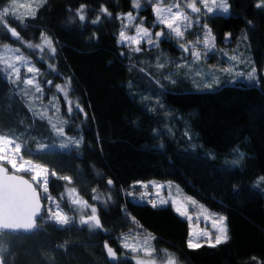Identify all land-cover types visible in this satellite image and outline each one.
<instances>
[{
	"label": "trees",
	"instance_id": "obj_1",
	"mask_svg": "<svg viewBox=\"0 0 264 264\" xmlns=\"http://www.w3.org/2000/svg\"><path fill=\"white\" fill-rule=\"evenodd\" d=\"M9 2L0 0V9ZM140 2L137 21L143 18L142 24L151 28L154 0ZM228 3L229 15L199 18L218 45H240L255 72L252 78L222 80L211 89L195 88L192 80L168 81L164 67L156 69L158 53L186 58L173 37H163L157 49L141 53L118 43L123 27L118 14L136 13L132 0H44L33 17L5 18L0 41L19 45L9 28L31 45L44 33L51 38L56 51H45L43 59L38 50L21 49L39 68L38 81L46 95L53 93L47 80L51 85L67 83L68 98L78 101L84 116L76 109L66 127L67 134L78 135V146L38 151V145L52 141L53 131L44 119L33 116L0 72V135L23 145L24 159L55 173L48 182L51 197L56 199L70 184L84 201L97 205L102 228L91 231L76 221L60 226L44 215L32 233H0L4 264H135L120 239L129 231L155 237L157 253H172L178 264H264V3ZM81 5L83 21L77 12ZM200 32L194 27L186 37ZM228 33L231 43L225 46L222 40ZM47 63L54 70L47 69ZM59 101L66 118L65 102L61 97ZM137 111L154 119L171 146L168 152L140 146L147 133L125 120ZM108 180L113 181L110 186ZM150 180L172 181L209 212L226 217L229 239L189 248L187 219L170 205L153 207L130 196L133 184ZM40 195L48 206L45 193ZM105 245L115 251V259Z\"/></svg>",
	"mask_w": 264,
	"mask_h": 264
},
{
	"label": "rangeland",
	"instance_id": "obj_2",
	"mask_svg": "<svg viewBox=\"0 0 264 264\" xmlns=\"http://www.w3.org/2000/svg\"><path fill=\"white\" fill-rule=\"evenodd\" d=\"M44 0H16L17 7L14 9L15 16L8 15L4 17V20L6 17L12 16L13 18L17 20H24L29 17H33L34 15H31V12L36 13L38 7L43 3ZM186 2H190V0H154V11L153 14H155V8L157 6L161 7H169L173 5L174 3H179L181 8L186 12L190 17L191 22V28H189L187 31H185V35L183 38L177 39L179 41L178 48L182 51L183 54H185L186 58L184 60H178L175 58H171L170 56L164 54V53H158L155 56L154 64L157 66V68H162L166 70L165 78L168 81L178 82L181 80H192L195 88H202V89H211L215 86H217L222 80L227 81H233L235 79L244 78V76L249 75L251 72H253V67L249 63L247 59H245V53L242 52L240 45L224 48V46L218 45L216 38L214 34L211 31V36L214 37L213 41H210L208 46L206 47L203 40L204 36L208 29H210L207 25L202 24L199 15L204 14L205 10L201 8L200 13H194L191 11V9H188L185 7ZM197 6H200L199 0H196ZM262 3H264V0H262ZM132 6L134 9H136V13H131L132 17L134 18L131 22L129 21L127 14H118V17L123 20V27L120 30L124 31L125 36L128 37H137V39L140 41L139 44H137L135 41L129 42L125 40L124 42H121L120 40V32L118 37V43L121 45H124L127 47L129 51L132 53H141L143 49L145 48V44L147 43V37L141 39L139 36H137L136 29L137 27L146 28L149 30V32L152 34V40H157L155 38L156 32L163 31V37L164 39H169L167 29L164 28L161 25H158L156 22V16H155V22L152 24L151 28H147L142 24L143 18L140 19V21H137L138 19V10L141 8V2L139 0V7L137 8L132 0ZM176 9L174 8L173 11ZM84 15V13H83ZM157 26V27H155ZM194 27H200L201 32L196 33L194 38L186 37V35L193 30ZM17 42H19V45H12L10 43L0 41V47L7 45L10 49H19L20 53L23 54L24 57L27 58L30 63L27 66L34 67L35 69L39 68L33 63L31 58L26 55L22 49L21 46H24L28 49H35L38 50L37 56L40 59H43V53L46 51L48 54H53V52L48 48L47 45H43V39L44 37H49L47 34H42L40 38V42L37 45H43L42 49H38L35 47H29V43H26L25 40L21 39L20 37L17 38L15 36H12ZM50 38V37H49ZM189 39V40H187ZM192 39V40H190ZM200 41L197 43V41ZM192 42V43H189ZM187 44L188 50L185 51L182 45ZM195 45V47H193ZM228 46V45H225ZM54 47V44H53ZM136 47L140 48V51H135L134 49ZM161 52V51H160ZM199 52L201 55L199 58H197L193 53ZM11 56L12 53H2ZM211 56H214V60L209 62V59ZM208 59V62H205V60ZM172 66V69H169V67ZM47 69L54 70V67L47 63ZM158 70V69H157ZM0 72L5 76V78L11 82V84L17 88L20 95H22L23 99H25L29 109L31 110L34 117H41L42 113H46L47 117L43 118L48 127L53 131V139L50 143H42L41 145H46L47 147L44 150H54L59 149L61 151L68 150L73 146H78L72 143V141L78 140L80 141L78 135L74 134H67L66 133V127L69 122L72 121L73 115L75 113V110L78 109L80 113L84 116L82 106L78 103L77 100H70L68 98V95H65V92L68 91L67 83L64 82H58L54 85H51L52 82L50 80L46 81V85L53 86V93L46 95L45 89L40 85L38 81V77H40V70L37 73H30L27 72L26 66L20 67V79H15V74L9 72H5L3 70V66H0ZM33 78L34 84L28 85L25 87L23 84L24 79ZM38 83L40 88L42 89L41 92H36L35 90V84ZM57 85L65 86L64 91H61L60 88L57 87ZM210 85V87H209ZM46 95V96H45ZM59 97L62 98V102L64 104L65 102V114L66 118L64 117V105H62L59 101ZM45 98V100H44ZM71 102V104H69ZM69 107H71V111H69ZM50 118V119H49ZM125 120L134 125L138 129H144L147 133V139L145 142H143L140 146L144 148H148L155 151H162V152H168L171 149L170 144L166 141L164 135L157 127L154 119L147 113L143 111H137L135 113H131L125 117ZM55 124L57 127H62L64 130V135L60 136L57 135V133L54 131L52 125ZM71 138V139H69ZM17 142V141H16ZM19 143V142H18ZM67 144V148H61L60 145ZM23 149V148H22ZM27 160V159H26ZM35 163V162H34ZM8 168L11 169L10 165H8L6 162L4 163ZM38 164V163H36ZM41 165V164H40ZM12 170V169H11ZM13 171V170H12ZM20 174L27 175L30 179H32V176L29 172H20ZM51 177H55L52 173L48 171V182ZM150 182H153V180L142 182V183H135L131 186L129 194L132 196L133 200L140 203H149L150 200H156L157 207L164 206L159 204V200L157 199L156 195L154 194L157 190L152 186ZM159 185H163L162 188L159 189V195L163 199H169V203L165 205H170L174 211L175 206L171 203V200H178L181 203L185 204L188 209V214L191 216V220H189L185 216H181L179 213H176L189 221L190 225V238H193L194 234L201 231H207L211 232L213 234V241L210 244L208 240L201 236L198 240L194 239V243H198L199 245L202 243H206L209 245L214 244V236L216 234V230L211 227L212 220L215 219V216H212L211 214H214L212 212H209L207 209L203 207L201 209L199 205L200 203L197 202V206H193L187 202L188 196L184 194V192L181 190V188L175 184L172 181H165V182H157L154 181ZM142 184H148V188H143ZM110 186V185H109ZM42 193L43 190L41 188H38ZM70 189H75L70 184H67L63 190L58 194L56 200L60 202L61 208L64 210L65 213H67L69 216L75 217V221L79 224V219L81 215H84L85 217L91 215V208L86 207L83 208L81 211L79 207H72L69 203V199L67 198V193ZM148 192L150 195L146 196L143 200L140 199L141 193ZM76 194H78L77 190L75 189ZM62 194L63 197L62 198ZM73 198L82 199L79 195H74ZM83 200V199H82ZM62 205H67L68 209H64ZM92 207H95L97 209V205L89 204ZM53 210L55 211V207L53 206ZM216 214V213H215ZM219 216H222L220 214H217ZM47 217V216H46ZM206 217H210L207 218ZM48 219V218H47ZM88 227V226H87ZM89 228V227H88ZM93 231L95 229H90ZM148 234H140L137 231H129L126 234L121 235V244L122 246L125 243H128L129 245H134L135 247L139 248L141 246V243L145 240L146 237H148ZM149 245L153 247L152 245V239L148 241ZM131 255L134 263L136 264L137 259H147L142 252L137 253L133 252L131 247L125 248ZM168 252V251H167ZM170 253V252H168ZM154 259L156 264H163L166 263V256L164 252L157 253V250L154 254ZM164 260V261H163ZM178 264V261H177Z\"/></svg>",
	"mask_w": 264,
	"mask_h": 264
},
{
	"label": "snow or ice",
	"instance_id": "obj_3",
	"mask_svg": "<svg viewBox=\"0 0 264 264\" xmlns=\"http://www.w3.org/2000/svg\"><path fill=\"white\" fill-rule=\"evenodd\" d=\"M133 3L137 8L139 7V0H133ZM199 3L200 6L198 7L196 0H190V2H186L185 7L191 9V11L194 13H200L201 8H203L205 10V15H229L230 5L228 3V0H199ZM16 7V0H10L9 4L5 8L0 9V26L7 27L4 17L10 14L15 16L14 9ZM83 8L84 6L81 5V8L77 10V12L79 13V19L81 21L85 19V16L83 15ZM174 8L176 9L175 11H173ZM101 11L107 13L106 8H102ZM30 14L34 15L35 13L31 12ZM155 16L157 24L167 29L169 38L173 36L177 39L183 38L185 35V31H187L192 26L189 15L184 12L179 3H174L169 7L157 6L155 8ZM127 17L130 22L134 19L131 13H128ZM98 20L99 18H97V21H93V23L98 22ZM8 31H10L12 36L19 38V34L15 31V29L9 28ZM136 32L137 36H139L141 39L147 37V43H153L152 34L149 32L148 29L137 27ZM155 35L158 41L159 37L163 35V31L157 32ZM227 35L230 36L231 33H228ZM120 40L121 42H124L125 40L129 42L135 41L137 44H139L140 42L137 37L125 36L124 31L120 32ZM213 40L214 37L211 36V30L208 29L203 40L205 46L207 47L209 42ZM199 42L200 41L198 40L197 43ZM43 45H47L48 48L53 53H55L56 49L55 47H53V42L51 38L44 37ZM43 45L29 44L28 46L42 49ZM182 47L185 51L188 50L187 44L182 45ZM193 47H195V45H193ZM134 50L140 51V48L136 47ZM8 52H11L12 55L9 56L6 54H2ZM193 54L197 58H199V56L201 55L199 52H194ZM29 63L30 61H28L27 58L24 57L22 53H20L19 49H10L7 45L0 47V66H3V70L5 72L10 71L11 73H14L16 80L20 79L21 66H26L27 72L30 73H37L39 71L34 67L27 66ZM254 72L255 70H253V73ZM253 73L249 74L250 78H252ZM23 84L25 85V87H27L28 85H33L34 79H24ZM57 87L60 88L61 91H64L65 86L57 85ZM35 90L36 92L42 91L38 83L35 84ZM65 95H67V92H65ZM69 104H71V102H69ZM69 111H71V107H69ZM46 117V113L41 114L42 119ZM52 127L57 133V135H64V130L62 127H57L55 124H53ZM72 143L78 145L80 141L75 140L72 141ZM23 147L24 146L16 142V140L8 136L0 135V233H4L5 231L9 233L33 231L38 227L37 218L43 220L44 215H47L49 221H52L60 226L74 224L75 217L69 216L67 213H65L60 206V202L55 198L51 197L50 194H48L49 170L43 165L36 164L31 160L24 159L22 155ZM46 147V145H38V151H43ZM60 147L67 148L68 145L62 144L60 145ZM5 162L10 165L11 169L13 170L12 172H9V169L7 167H4ZM20 172H29L32 176L31 181L24 179L22 175H18V173ZM52 174L55 175L54 172ZM61 178L65 181L71 182V177L69 176H64ZM107 183L111 185L113 181L108 180ZM150 183L157 190L154 194L159 200V204H168L169 199H163L159 195V189L162 188L163 185H159L154 181ZM142 186L143 188L147 189L149 185L142 184ZM37 188H41L45 193V198L49 201L48 206H44L41 204ZM74 195H78L76 194L75 189H70L67 193V198L69 199V203L72 207H79L81 211L83 210V208L86 207L91 208V215L87 217L81 215L79 219V224L86 225L90 229L102 228L99 216L97 215V209L95 207H92L82 199L73 198ZM148 195H150V193L145 191L141 193L140 199L143 200ZM62 198H64L63 194ZM94 199L99 200L101 198L99 196H96L94 197ZM148 202L151 203L153 207L158 206L156 200H150ZM187 202L193 206H197V202L191 197L187 198ZM171 203L175 206V211L177 213L191 220V216H189L188 209L185 204L181 203L178 200H171ZM53 206L55 207V211L53 210ZM199 207L203 209V205H199ZM211 215L216 217L212 220L211 225V227L216 230V234L214 236V244H212V246H215L224 243L229 239L226 224L227 218L224 216H219L217 214ZM207 218L210 217H206V219ZM201 236H204L210 244L212 243L213 234L211 232L201 231L195 233L193 238H190L188 240V247H199L200 245L198 243H194V239L198 240ZM151 239H155V237H152L151 235L146 237L139 248L135 247L134 245H129L128 243H125L123 245V247L125 248L131 247L133 252H142L143 255L147 258L137 259L136 264H156L154 259L156 249L150 246L148 243V241ZM105 247L107 248L108 255L115 259V251L107 245H105ZM162 251L166 256V264H177V258L172 253H168L166 250ZM0 264H4L2 256H0Z\"/></svg>",
	"mask_w": 264,
	"mask_h": 264
},
{
	"label": "water",
	"instance_id": "obj_4",
	"mask_svg": "<svg viewBox=\"0 0 264 264\" xmlns=\"http://www.w3.org/2000/svg\"><path fill=\"white\" fill-rule=\"evenodd\" d=\"M222 42H223V44H225V45H228L229 43H231V38H230V36L226 35V36L224 37V39L222 40ZM159 46H160L159 41H157V40H153V43H152V44H149V43H146V44H145V49H146V50L157 49ZM4 167H7V166L4 165ZM7 168H8V167H7ZM8 169H9V168H8ZM9 172H12V171L9 170ZM18 175H22V176L24 177V179L31 181L30 178H28L27 176H25V175H23V174L18 173ZM37 191H38L39 196H40L41 204L44 205L43 202H42L41 195H40V191H39L38 188H37ZM38 219H39V218H37V221H38ZM35 230H36V229H35ZM35 230H33V231H35ZM33 231H30V232H18V233L29 234V233H32ZM5 232H7V231H5ZM7 233H9V232H7ZM18 233H11V234H18ZM0 256H2V255H1V251H0ZM165 264H166V263H165Z\"/></svg>",
	"mask_w": 264,
	"mask_h": 264
},
{
	"label": "flooded vegetation",
	"instance_id": "obj_5",
	"mask_svg": "<svg viewBox=\"0 0 264 264\" xmlns=\"http://www.w3.org/2000/svg\"><path fill=\"white\" fill-rule=\"evenodd\" d=\"M156 33H157V32H156ZM155 38L157 39L156 35H155ZM161 38H163V35H161V36L159 37V40H158V41H160ZM9 170L12 171L10 168H9Z\"/></svg>",
	"mask_w": 264,
	"mask_h": 264
},
{
	"label": "crops",
	"instance_id": "obj_6",
	"mask_svg": "<svg viewBox=\"0 0 264 264\" xmlns=\"http://www.w3.org/2000/svg\"><path fill=\"white\" fill-rule=\"evenodd\" d=\"M153 11H154V6H153ZM154 16H155V14H154Z\"/></svg>",
	"mask_w": 264,
	"mask_h": 264
}]
</instances>
